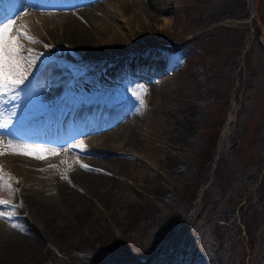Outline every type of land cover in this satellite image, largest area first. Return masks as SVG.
<instances>
[{"label": "rangeland", "instance_id": "rangeland-1", "mask_svg": "<svg viewBox=\"0 0 264 264\" xmlns=\"http://www.w3.org/2000/svg\"><path fill=\"white\" fill-rule=\"evenodd\" d=\"M127 1L128 11L123 12L122 21L117 19L121 11L115 8L103 14V22L118 25L106 31V42L95 41L106 52L105 60L120 56L124 61L121 66L90 64V59L99 57L82 58L69 52L61 54L64 56L61 62L56 53H50V47H44L48 44L43 43L42 49L33 55L44 53L41 59L52 55V61H59L56 64L69 80L59 104H51L40 97L33 82L32 96L26 99L24 92L20 91L18 100H8L4 104L5 108L15 105L19 112L23 102L34 119L48 114L51 121L49 127L45 125L32 130L36 131L29 134L34 136L33 139L22 137L28 130V123L18 136H5L6 130L0 129V141L19 140L33 147L61 151L60 158L41 165L22 157L11 158L10 153L0 155V168L14 178L11 191L0 187V199L18 206L11 220L0 218V240L29 235L28 219L47 238L48 223L35 220L25 196L35 204L52 208L58 215L56 227L59 226V235L70 231L59 243L51 241L56 236L51 234V240L42 242V253L22 264H97L93 259L95 252L117 253L129 245V241L155 247L156 242H162V228L171 225L175 214L181 218L174 228L175 234L171 235L165 251L157 255H166L168 264H215L212 253L216 240L215 223L239 224L238 208L248 196L257 195L264 174V6L261 13L260 0H244L246 5L241 11L242 14L247 12L248 17L241 18L240 11V17L228 15L216 23L212 21L211 8H207L204 0ZM50 5L48 0H2L0 20L4 16L15 20L16 27H22L41 41L43 32L39 19L52 10ZM148 9H151L149 15L146 13ZM29 13L36 15L31 25L26 18L24 20ZM127 18L129 22L125 21ZM246 29L244 49L238 57L235 50L240 45L239 31ZM111 34L120 39L113 41ZM162 39L170 41L176 51L169 50L166 44L156 43ZM21 42L34 50L39 44L27 40ZM145 46L152 49V53L146 56L151 55L156 63L135 55L137 49ZM205 54L210 66L197 70L196 66L202 64ZM232 62L238 64V70ZM239 70H242L243 81L236 93L240 85ZM210 74L214 75L213 93L221 94L223 101H230L227 113L220 111V105L215 102L207 105ZM110 93H119L125 98L124 115L132 116L135 138L129 149L120 145V152L127 154L120 155L123 166L116 179L115 191L104 202L96 198L88 201L86 220L69 210L59 186L74 165L81 167L85 162L81 159L86 149L81 151L69 146L79 145L81 141L85 146L91 124L86 125L79 118L81 114L74 105L80 102L94 104ZM141 97L144 107L140 105ZM205 111L220 120L225 114L226 123L218 138V150L224 153V165L220 166V175L214 182H211L212 176L208 179L211 187L206 182L200 188L199 198L190 208L184 201L196 181L194 173L198 147L203 138L201 130L206 124ZM41 134L53 141L43 143L45 140L38 139ZM214 165L209 167V175ZM187 186L190 187L188 192L180 197ZM208 187V198L203 199V190ZM0 211L11 212L12 208L0 205ZM256 218L261 220V226L253 237L247 234L245 226L240 225L236 253L243 258L241 264H264V243L259 235L264 227V206ZM13 223L19 227H12ZM56 230L53 225V232Z\"/></svg>", "mask_w": 264, "mask_h": 264}, {"label": "bare ground", "instance_id": "bare-ground-1", "mask_svg": "<svg viewBox=\"0 0 264 264\" xmlns=\"http://www.w3.org/2000/svg\"><path fill=\"white\" fill-rule=\"evenodd\" d=\"M48 1L51 3L49 7L52 8V10L42 14V17L39 19V22L42 25L41 31L43 32V37L38 46L35 47L34 52L42 49L44 45L43 43H46L52 45V47H50L52 49L50 53H56L60 61L64 60V56H61V54L69 52L70 54L73 53L75 55H80L82 58H86L87 56L99 57L97 60L90 59V64L103 63L105 65L108 64L109 66H121L120 64H123L124 61L122 62L120 56L112 55L113 57L111 59L105 60L103 57L106 52H104L95 41L101 40L103 43L106 42L104 39V36L107 35L106 31L111 30L114 27L116 28L118 25L114 26L108 21V24L103 22L101 20L103 19V14L110 11L111 8H115L117 11H121L120 15L117 16V19L121 18L120 20L122 21V18L124 17L123 12L128 11L126 7L127 0ZM150 6L154 7V5ZM146 13L149 15L151 9H148ZM30 14L31 13L26 17L24 16V20L26 18L25 21L31 25L32 22L34 23L36 15L32 16ZM138 15L140 16V13H138ZM18 19H20V17ZM1 20L5 23L7 22V20L3 18ZM128 20L129 18L125 21L127 22ZM111 37L113 38V41H118L120 39L118 35L111 34ZM111 51L112 49L109 50V52ZM151 53L152 49H150L149 46H145L137 49L135 55L143 58L146 57L145 61L148 60L149 62L156 63L157 60H154L151 55L146 56ZM48 58L49 55L47 58L41 59L37 62V65L43 64V67H41L40 71H36V68L34 67V75L31 76L30 79L33 78V86L40 97L44 98L46 102L58 105L61 100L60 95L66 89L65 86L68 85L69 80L66 78L64 70L56 64V62L59 63V61L54 62L51 57L52 63L49 65L47 63ZM50 84L52 86H50ZM41 88L46 89V91L41 92ZM74 106L81 114V116L79 115V118H81L86 125L91 124V129L85 139L86 144L84 147L86 151H84V157L81 159L83 161L85 160L83 163L84 165H87L88 168L86 169L82 166L74 167L77 166L74 165L70 174H68L69 176H67V179H64L65 181H63V183L61 182V185L59 186L61 192H63V200L67 203L69 210H71L72 213L80 214V216L87 220V216H89L88 201H93V199L96 198L98 201L104 202V200L115 191L113 189L116 188V179L123 166L120 155L123 154L125 156V154H127L125 152L121 153L120 149H122L123 146L127 147V149L131 148V145H133L132 141L135 138L134 130L136 127L133 126L132 118L130 119L132 116L130 114H127L126 116L124 115L126 114L125 110L127 107L126 100L123 96L119 95V93H110L108 97L102 98L99 102L96 101L94 104L92 103L88 105L85 102H80ZM50 121L48 114H46L45 117L43 115L42 118L38 117L33 119L32 122L30 121L28 123V130H25L26 132L22 134V137L33 139L34 136L32 137L31 135L36 131L32 130L45 125L49 127ZM77 134L74 136H77ZM38 139L42 142L45 140L43 143H47L46 140L53 141L51 137L42 134ZM13 142L24 144L19 140ZM120 145H122V148ZM112 146L119 148H110ZM127 149L125 151H127ZM60 155L61 151L57 152L55 155H47L45 159L40 160L29 155L10 153L11 158L22 157L26 161L31 160L35 163L38 162V164H44L45 162L58 159L61 157ZM92 155L95 156L92 157ZM97 157L98 160L96 161L95 159H97ZM168 161L169 160H166L165 163H168ZM152 190L156 193L154 188ZM25 198L28 200V204L30 205L35 220L40 223L41 220L48 223L46 227V232L48 233L47 238L45 233L36 227L31 219H28V227H30L31 230L29 235L14 236L16 239L9 236V238L0 240V264H22L26 259L35 258V256L37 257L42 253L44 249L43 246H41L42 242L47 239L51 240L49 238V236H52L51 234L54 233L56 235L51 241L59 243L63 237L70 233V231L66 230L65 234L59 235L61 233L59 226H57L58 228L56 227L59 220L57 217L58 215L54 213L52 208L46 205L41 206L35 204L27 196H25ZM53 225H55V228L57 229L54 232ZM32 226H35V229H33Z\"/></svg>", "mask_w": 264, "mask_h": 264}, {"label": "trees", "instance_id": "trees-1", "mask_svg": "<svg viewBox=\"0 0 264 264\" xmlns=\"http://www.w3.org/2000/svg\"><path fill=\"white\" fill-rule=\"evenodd\" d=\"M197 1V0H195ZM202 1V0H201ZM206 2L207 8H211L213 22H217L222 20V18L227 17L228 15H231L232 17H240V11L244 9L245 7V1L244 0H204ZM203 3V2H202ZM205 3V2H204ZM213 4V8L211 5ZM260 11L262 13V6H264V0H260ZM241 18L248 17V13L245 12L242 14L241 11ZM234 30V29H233ZM248 30H244L243 32L239 31V48L235 50V53L240 56L242 49H244L243 45L245 43V38ZM170 41L168 40H161L156 43H160L163 45L169 46V50H175L174 47H172L169 44ZM206 56V54H205ZM208 57L204 58V61L202 64H198V68H201V70L205 66H210L208 64ZM235 70H238L237 67L238 64L235 62H232ZM201 66V67H200ZM214 75L210 74V81L207 84L208 85V97L206 98L207 105H210L211 103H216L220 105L219 109L220 111H224L223 113H227L229 109V102L230 101H223L221 98V94H214L213 88L215 87L213 85V78ZM237 77L239 78L240 85L237 86V91H240L241 81H243L242 78V70H239L237 72ZM231 86H233V81L231 82ZM235 100H237V96H235ZM238 102V100H237ZM223 104V107H222ZM206 114V124L202 127V141L201 144L198 147V156L196 158V165L195 173H194V179L196 181L192 184L194 185L193 189L189 191V196L184 201L186 204H188V207H190L194 200L199 198V192L200 188L204 186V183L209 182V178L212 176L211 182H214L219 174V168L220 166L224 165V153H221L218 150V138L219 134L221 133L220 130L224 123H226L225 114L220 119H216L213 114L210 115L209 111H205ZM214 165L213 170L211 171V175L208 174V169L212 165ZM210 185V184H208ZM211 187V185H210ZM210 187L204 189L202 196H204L203 199L208 198V190H210ZM264 174H262L261 184L259 185L257 189V195L255 196H248L245 200V202L242 204L241 207L238 208V211L240 212V217L238 219L239 224H236L235 222H229V223H222V222H216L214 227V233H215V249L212 250L215 264H241L242 263V257L237 255L236 249L237 247V239H238V233L239 229L241 228L240 225L245 226L244 229L248 232L247 234L251 237H253L254 233L258 231L261 220L257 221L258 213L260 210L262 211L264 204H262V200L264 198ZM189 186L184 189L183 195L180 193V197H184L186 192H188ZM208 189V190H207ZM179 197V196H178ZM191 208V207H190ZM173 221L170 222L171 225L168 227L162 228V232H160L161 241L162 242H156L155 247H152L151 245H136V243L133 241H129V245H125L122 247V250L120 249L117 253H110L106 251L102 252H95L93 255V259L97 264H146L149 261L151 264H168V258L167 256L163 255H157L161 253L162 251H165V248L167 247L168 243L170 242L171 235H174L173 233L174 228L178 225L181 218L178 214L173 215ZM261 235L260 239L261 242L264 243V227H262L261 232L259 233ZM156 255V256H155Z\"/></svg>", "mask_w": 264, "mask_h": 264}, {"label": "snow or ice", "instance_id": "snow-or-ice-1", "mask_svg": "<svg viewBox=\"0 0 264 264\" xmlns=\"http://www.w3.org/2000/svg\"><path fill=\"white\" fill-rule=\"evenodd\" d=\"M2 2V0H0ZM2 14V12H0ZM7 22L0 20V129L6 130L5 136H18L20 130L29 123L34 116L28 111L25 103H21L19 112H17L15 105H10L5 108L6 101H15L19 99L20 91H23L26 99L33 95L30 79L34 75L33 68L40 71L43 64L37 65V61L45 56L44 53L33 55L34 49L26 48L22 40H27L30 43H40L36 37L24 31L22 27H16V21L4 17ZM45 48L52 47L51 45H44ZM47 63H52L51 57L48 58ZM41 92L46 89L41 88ZM140 105L144 107V100L140 98ZM15 118V122H14ZM70 148H79L81 151L85 150L83 142L79 145H70ZM5 153L29 155L35 159L43 160L47 155L57 154L56 149H47L43 147H32L30 144L14 143L8 140L7 143L0 141V155ZM88 168L87 165H81ZM50 167H54L51 166ZM67 179V177H63ZM14 179L10 174L4 173L0 168V187L12 190L11 180ZM18 191V189L16 190ZM0 205H7L12 208L11 212L0 211V218H7L11 220L15 214L17 205L11 204V201L0 199ZM12 227H19L13 223Z\"/></svg>", "mask_w": 264, "mask_h": 264}]
</instances>
